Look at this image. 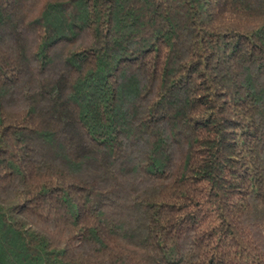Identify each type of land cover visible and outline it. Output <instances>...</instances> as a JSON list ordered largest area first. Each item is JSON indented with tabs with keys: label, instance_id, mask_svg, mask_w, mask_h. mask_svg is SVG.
Listing matches in <instances>:
<instances>
[{
	"label": "trees",
	"instance_id": "1",
	"mask_svg": "<svg viewBox=\"0 0 264 264\" xmlns=\"http://www.w3.org/2000/svg\"><path fill=\"white\" fill-rule=\"evenodd\" d=\"M0 264H264V0H0Z\"/></svg>",
	"mask_w": 264,
	"mask_h": 264
}]
</instances>
